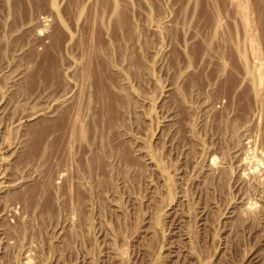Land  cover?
I'll list each match as a JSON object with an SVG mask.
<instances>
[{
    "label": "rangeland",
    "instance_id": "1",
    "mask_svg": "<svg viewBox=\"0 0 264 264\" xmlns=\"http://www.w3.org/2000/svg\"><path fill=\"white\" fill-rule=\"evenodd\" d=\"M0 264H264V0H0Z\"/></svg>",
    "mask_w": 264,
    "mask_h": 264
},
{
    "label": "bare ground",
    "instance_id": "2",
    "mask_svg": "<svg viewBox=\"0 0 264 264\" xmlns=\"http://www.w3.org/2000/svg\"><path fill=\"white\" fill-rule=\"evenodd\" d=\"M58 44V43H57ZM60 46V45H59ZM106 100V99H105ZM108 103H110V101L108 102ZM112 105H113V103H112Z\"/></svg>",
    "mask_w": 264,
    "mask_h": 264
}]
</instances>
